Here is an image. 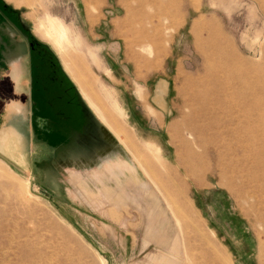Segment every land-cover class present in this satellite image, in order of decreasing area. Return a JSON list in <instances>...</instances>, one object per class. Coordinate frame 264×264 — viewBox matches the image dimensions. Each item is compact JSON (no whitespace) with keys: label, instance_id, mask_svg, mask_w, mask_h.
Masks as SVG:
<instances>
[{"label":"rangeland","instance_id":"obj_1","mask_svg":"<svg viewBox=\"0 0 264 264\" xmlns=\"http://www.w3.org/2000/svg\"><path fill=\"white\" fill-rule=\"evenodd\" d=\"M5 1L97 79L134 152L78 91L81 150L19 160L0 143V264H264V0ZM122 163L137 187L105 179ZM123 185L121 205L98 194Z\"/></svg>","mask_w":264,"mask_h":264},{"label":"crops","instance_id":"obj_2","mask_svg":"<svg viewBox=\"0 0 264 264\" xmlns=\"http://www.w3.org/2000/svg\"><path fill=\"white\" fill-rule=\"evenodd\" d=\"M0 1L7 8L19 13V22L24 30L28 31L27 24L22 17V12L7 3V1ZM51 47L54 49L52 45ZM54 51L60 61L59 62L55 57L58 66L67 78V80H65V85L68 86L67 81L69 80L74 87L72 93L77 95L76 91H78L87 106L114 135L123 148H125L127 152H134V146L130 143L128 134L124 133L125 131L116 123H111L109 121L106 109L102 105L103 100L101 101L100 94L94 90L92 85L97 79L95 81L93 80V83L82 80L75 66L71 62L66 63L65 58L60 56L57 50L54 49ZM90 60V63L94 67H99L102 71L103 67L96 55L90 58ZM32 81L33 65L27 35L14 23L13 18H8L0 12V143L4 144L2 148H5L9 152L11 150H18L19 160L24 159V157L32 152L31 144L38 149L41 148L46 150L51 156L57 155L59 159L63 156L66 157V155L75 150H81L89 136L87 133L88 131H85L84 134H77L74 129L70 127L66 128L62 123L59 126L55 123V120L50 122L47 120L48 117L43 115L41 116L42 119L40 121H42V123L40 127H35L33 122V115L35 114L32 107V99L34 96L31 92ZM86 112L85 128L88 129L92 127L93 120L91 117L92 114L89 111ZM99 125L98 122L96 124L95 133L97 136L102 137ZM109 126H111L113 130H111ZM2 148L0 146L1 152H3ZM21 163L23 162L21 161ZM115 169H117V171L120 170L118 172H121V174L118 173V175L115 172L109 177L106 176L105 179L107 181L111 179L115 182H119L122 179H126L128 175L129 181L126 183L130 182L131 187L135 185V187H137L139 185L132 175L131 167L127 163L115 165ZM127 187L129 186H120L116 191L103 189L98 194L102 195L106 200L113 202L114 205H121ZM88 197H90V200L93 198L91 195Z\"/></svg>","mask_w":264,"mask_h":264},{"label":"flooded vegetation","instance_id":"obj_3","mask_svg":"<svg viewBox=\"0 0 264 264\" xmlns=\"http://www.w3.org/2000/svg\"><path fill=\"white\" fill-rule=\"evenodd\" d=\"M0 12L8 18H13L14 23L17 24L28 38L33 65L31 92L34 96L32 99V107L35 114L33 115L35 127H40L42 123L40 120L43 115L48 117L47 120L50 122L55 120V123L59 126L62 123L66 128L70 127L74 129L77 134H84L85 131H87V128H85V117L87 112L82 106L78 96L72 93L73 88L69 85H65L64 79H62L58 71L55 70L54 63L49 57L40 65L41 60L34 55L41 52L42 48L38 45L36 40L30 37L29 32L24 30L23 26H21L19 22V13L7 8L1 1Z\"/></svg>","mask_w":264,"mask_h":264},{"label":"trees","instance_id":"obj_4","mask_svg":"<svg viewBox=\"0 0 264 264\" xmlns=\"http://www.w3.org/2000/svg\"><path fill=\"white\" fill-rule=\"evenodd\" d=\"M30 37L33 40H36L35 38H33L32 35H30ZM37 43L42 48V50H41V52L35 54L34 56L41 60L40 65L43 63V61L47 60V57H49L51 59V61L54 63V66L56 68L55 70L58 71L60 77L62 79H64V81L67 80L65 74L62 72L61 68L58 66V63H57V60H56L55 56L50 52V50L47 48V46L42 44V43H40V42H38V41H37ZM35 61H37V60H35ZM67 82H68V85L70 87L74 88L72 83L69 80Z\"/></svg>","mask_w":264,"mask_h":264},{"label":"bare ground","instance_id":"obj_5","mask_svg":"<svg viewBox=\"0 0 264 264\" xmlns=\"http://www.w3.org/2000/svg\"><path fill=\"white\" fill-rule=\"evenodd\" d=\"M43 26H44V29H45V37L48 38L50 41H52L53 45L59 46L58 45V41L59 40H57L56 37L59 36L60 38L61 37L64 38L65 35H64L62 29L59 28V26L58 27L57 26L55 27V25L51 21H47V24H44ZM91 101H92V99H91ZM127 142H128V140H127Z\"/></svg>","mask_w":264,"mask_h":264}]
</instances>
